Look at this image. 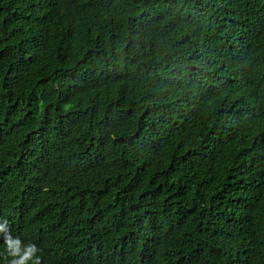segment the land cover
I'll list each match as a JSON object with an SVG mask.
<instances>
[{
	"label": "trees",
	"instance_id": "1",
	"mask_svg": "<svg viewBox=\"0 0 264 264\" xmlns=\"http://www.w3.org/2000/svg\"><path fill=\"white\" fill-rule=\"evenodd\" d=\"M9 232L41 264H264V0H0V264Z\"/></svg>",
	"mask_w": 264,
	"mask_h": 264
},
{
	"label": "clouds",
	"instance_id": "2",
	"mask_svg": "<svg viewBox=\"0 0 264 264\" xmlns=\"http://www.w3.org/2000/svg\"><path fill=\"white\" fill-rule=\"evenodd\" d=\"M5 223L7 224V221ZM5 244L8 256L12 257L10 264H28L29 261L33 264H41V257L37 255L40 249L36 244H27L26 250L21 254V240L18 237L13 240L10 232L5 237Z\"/></svg>",
	"mask_w": 264,
	"mask_h": 264
}]
</instances>
